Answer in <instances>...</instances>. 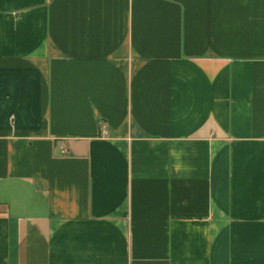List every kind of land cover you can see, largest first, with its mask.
<instances>
[{
  "label": "crops",
  "instance_id": "crops-1",
  "mask_svg": "<svg viewBox=\"0 0 264 264\" xmlns=\"http://www.w3.org/2000/svg\"><path fill=\"white\" fill-rule=\"evenodd\" d=\"M0 264H264V0H0Z\"/></svg>",
  "mask_w": 264,
  "mask_h": 264
}]
</instances>
